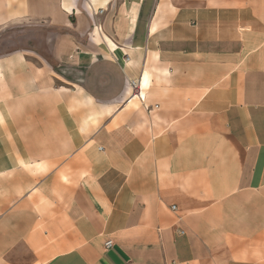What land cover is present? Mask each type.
<instances>
[{
	"label": "crops",
	"instance_id": "obj_1",
	"mask_svg": "<svg viewBox=\"0 0 264 264\" xmlns=\"http://www.w3.org/2000/svg\"><path fill=\"white\" fill-rule=\"evenodd\" d=\"M14 29L0 264H264V0H0Z\"/></svg>",
	"mask_w": 264,
	"mask_h": 264
},
{
	"label": "rangeland",
	"instance_id": "obj_2",
	"mask_svg": "<svg viewBox=\"0 0 264 264\" xmlns=\"http://www.w3.org/2000/svg\"><path fill=\"white\" fill-rule=\"evenodd\" d=\"M19 29L0 31V57L16 50L22 46L25 38L24 33Z\"/></svg>",
	"mask_w": 264,
	"mask_h": 264
},
{
	"label": "built area",
	"instance_id": "obj_3",
	"mask_svg": "<svg viewBox=\"0 0 264 264\" xmlns=\"http://www.w3.org/2000/svg\"><path fill=\"white\" fill-rule=\"evenodd\" d=\"M129 86H130V88L132 89V91H133V94H134V96H133V98H137V97H139L138 95V91H139V87H138V85H137V83L135 82V81H133V82H130L129 83ZM172 211H176V207L175 206H173L172 207ZM113 247V243L111 242V241H109V242H107V244H106V248L107 249H111Z\"/></svg>",
	"mask_w": 264,
	"mask_h": 264
}]
</instances>
